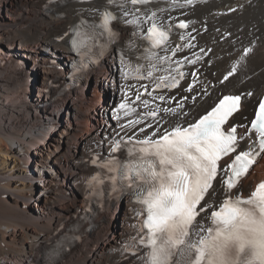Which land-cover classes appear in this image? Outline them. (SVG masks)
<instances>
[{
	"label": "bare ground",
	"instance_id": "6f19581e",
	"mask_svg": "<svg viewBox=\"0 0 264 264\" xmlns=\"http://www.w3.org/2000/svg\"><path fill=\"white\" fill-rule=\"evenodd\" d=\"M174 1L159 0L141 8L157 12L165 24L181 14L197 20L186 31L176 32L162 48L153 51L144 49L147 25L140 31L124 24L119 8L113 5L117 13L113 25L118 37L104 62L83 86L52 98L54 86L63 82L67 61L71 58L64 51L59 52L64 46L54 38L82 17L97 20L105 7L104 0L91 4L69 3L56 11L45 9L46 0H0V61H11L7 65L0 64V264H40L41 256L62 233L59 229L69 223L73 207H79L80 203L75 205V201L68 200L66 190L70 183L74 188L80 176L83 182L89 175H84L82 167L74 164L77 152L101 149L96 142L107 141L113 127L137 137H144L145 133L152 135L154 129L147 127L152 118L143 119L142 115V111L149 109L136 100L135 93L144 91L142 85L147 86L153 96H165V101L153 100L146 94L142 96V100L150 102L149 108L157 105L175 108L177 103H182V111L187 113L186 117H180L182 123L191 121L210 106L218 91L253 90L254 95L244 98L232 123L242 125L247 122L244 117L249 119L256 99L264 91V0H211L192 6L182 4L183 0ZM235 5L238 9L234 13H220ZM188 44L193 46L185 47ZM178 45L181 46L179 51L168 50ZM245 46L252 48L239 63L237 74L224 84L218 83ZM208 47H212V51L205 59L188 62ZM42 55L47 59L42 60L41 85L37 91H47L43 96L35 93L30 100L25 85L29 71L16 70L12 64L17 61L21 65L32 63L31 69H34L33 65ZM48 58L56 62L49 64ZM160 58H164L163 61ZM177 68L184 76L176 88L152 90L160 76H175L179 80ZM148 71L153 72L151 78H147ZM125 72L129 74L127 79ZM137 76L146 78L137 79ZM34 81L33 74L30 88ZM190 85L192 91H188ZM105 90L112 91L115 96L89 109L90 104L102 101L100 94ZM94 91L96 100L90 97ZM205 93L211 94L212 99L202 98ZM191 101L194 105H190ZM122 102L135 112L125 116L121 110L118 121L117 111L111 113L110 108L118 109ZM46 119L54 120L55 129L45 136ZM137 119L142 123L121 128L129 120ZM168 119L172 123L166 126H176V117ZM94 124L101 126L98 128ZM81 128L83 133H80ZM141 128L145 131L141 132ZM62 140L63 144H58ZM248 141L250 139L244 137L241 144ZM115 143L106 148L111 149ZM70 145L74 147L71 149ZM30 175L47 177L46 181L39 182L45 190L36 194L32 209L28 208L32 191ZM262 178L264 154L234 191L250 194L255 182ZM219 183L218 177L214 186L219 187ZM222 198L221 194L220 200ZM117 201L111 206V214L109 211L102 214L93 230L79 236L57 264H143L142 257L147 250L138 244L142 211L128 193H123V198ZM118 211L122 213L121 228L117 234L109 236V225ZM171 264H187L186 254L178 251Z\"/></svg>",
	"mask_w": 264,
	"mask_h": 264
},
{
	"label": "snow or ice",
	"instance_id": "6c2138e0",
	"mask_svg": "<svg viewBox=\"0 0 264 264\" xmlns=\"http://www.w3.org/2000/svg\"><path fill=\"white\" fill-rule=\"evenodd\" d=\"M186 2L191 4L193 0ZM150 3L151 0H106L104 10L99 13L98 25H85L83 22L70 25L69 31L74 33L71 37L73 49L90 50L101 39L105 41L99 45L103 49L117 38L118 34L110 27L117 19L113 11L109 10V6L113 5L119 8L124 24L140 31H144L142 26L147 25L143 38L151 48L163 47L169 40L172 25L165 26L157 12L137 7ZM176 27L186 29L188 24L181 20ZM184 38L181 36V39ZM180 47L178 45L176 49L168 50L175 52ZM160 59L163 61L164 58ZM175 71L183 78L184 74L179 68ZM231 75V72L228 73L224 79L227 80ZM124 76L127 79L129 74L125 72ZM152 76L153 72L148 71L147 78ZM158 80L153 91L176 88L179 84L175 76H160ZM141 87L144 91H137L135 95L149 109L143 119L152 118V122L147 125L154 129L152 135L145 133V139L138 141L140 147L138 155L133 158L135 162L118 164L109 161L100 167L106 168L108 173H118V176H109L113 181L114 192L117 182L127 180L129 189L142 207L145 218L141 221L139 231L144 235L139 237L138 242L147 249L142 257L143 264H171L178 251L186 254L187 264H264V182H260L248 197L241 196L239 190L233 194V189H237L241 178L247 175L256 158L264 154V99L259 101L258 109L254 108L255 118L251 119V127L247 130L248 133L254 131L257 134L256 141L248 150L238 151L244 136L237 135L235 124L227 130H224V126L240 111L241 95L218 97V103L210 111L205 110L206 114L194 122L185 120L187 126H182L180 117L187 116L182 111V103H177L175 108H161L159 105L149 108L150 102L142 100V96L146 94L160 101H165V96H153L147 86ZM188 91H192L191 85ZM121 110L125 116L135 112L134 108L122 102L117 109L118 121ZM170 117H176L175 127L166 126L172 123L168 119ZM247 119L244 117L245 121ZM140 123L141 119L129 120L121 128L134 127ZM140 131L144 132L145 129L141 128ZM119 148L120 144L116 143L112 152ZM233 153L236 154L231 161L221 168L219 162L222 158ZM92 163L96 165L97 160L93 159ZM218 177L220 183L216 187L214 182ZM97 179L93 176L89 184ZM57 251V248H53L52 255L55 256Z\"/></svg>",
	"mask_w": 264,
	"mask_h": 264
},
{
	"label": "rangeland",
	"instance_id": "374dc122",
	"mask_svg": "<svg viewBox=\"0 0 264 264\" xmlns=\"http://www.w3.org/2000/svg\"><path fill=\"white\" fill-rule=\"evenodd\" d=\"M2 15H6L4 12L2 13ZM46 57V56H45ZM45 57H43V55H42V57L40 58V59H38L37 60V62L33 65V67H35L34 69H31V67H32V63H30V64H25V65H21L20 64V66H18L17 64H12L13 66V68L14 69H16V70H19V71H29V73H27V78L28 79H26V87H28V90H27V92H29V91H32L30 94L32 95V97H35V93L36 92H38L37 91V89L35 90V88L33 89V87H34V84H36L35 82H37L38 83V80L40 79V81H41V75H42V72H41V69H40V67L42 66V64H44V62L42 61V60H44V59H47V58H45ZM0 62H2V61H0ZM3 62H5V61H3ZM1 65H7L8 64V62H5L4 64H2V63H0ZM33 74H34V80H36V81H34V83H32V87L30 88L29 86H30V84H31V80H32V77H33ZM40 81H39V84H40ZM30 88V89H29ZM90 93H91V91H93L91 88H90ZM96 92L94 91V95L92 94V95H90V97H92V98H94L95 100H96V94H95ZM101 94H106V100H105V102H107V101H109L112 97H114L115 96V94L112 92V91H109V90H105V91H103V92H101ZM100 94V97H101V99H103L102 98V95ZM102 102V101H101ZM102 126L105 124V120H103L102 122ZM96 127H98L97 125L98 124H94ZM101 125H99V127H100ZM96 127H94V128H96ZM98 127V128H99ZM57 138L58 139H60V137L59 136H57ZM31 150H33V148H31ZM45 155H47V154H45ZM49 175V174H48ZM47 175V176H48ZM50 176V175H49ZM48 176V177H49ZM32 176L30 175V177L29 178H31ZM37 178L39 179V181H37L36 183H35V186L36 187H38L39 188V191L38 192H40V190L41 191H44L45 190V187H43V186H41V185H39L40 183H42V182H44V181H46V179H47V177L46 176H37ZM40 182V183H39ZM32 188H33V186H32ZM72 189H74L73 188V185H72V183H70V186H69V188H67V190H66V192L67 191H69L70 190V192H73V190ZM37 194V193H36ZM36 194L33 196L32 195V191H31V193H30V198H29V203H28V208H30V209H32V206H33V204H34V201H36L35 199H36ZM76 200V199H75ZM70 201H74L73 199H70ZM32 204V205H31ZM58 211H60V209H57ZM63 210V209H62ZM110 214H111V212H110ZM121 215H122V213H121V211H118L117 212V214H116V216L115 217H113L112 215V217H113V219H112V221H111V223H110V225H109V229H108V235L109 236H113V235H115V234H117V232H119V229L121 228L120 227V223H121Z\"/></svg>",
	"mask_w": 264,
	"mask_h": 264
}]
</instances>
